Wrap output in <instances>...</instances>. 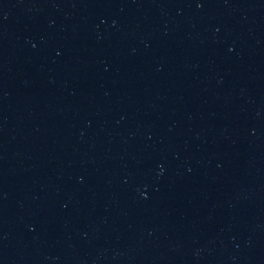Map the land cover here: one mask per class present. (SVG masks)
Returning a JSON list of instances; mask_svg holds the SVG:
<instances>
[{"label":"water","instance_id":"obj_1","mask_svg":"<svg viewBox=\"0 0 264 264\" xmlns=\"http://www.w3.org/2000/svg\"><path fill=\"white\" fill-rule=\"evenodd\" d=\"M0 264H264V0H0Z\"/></svg>","mask_w":264,"mask_h":264}]
</instances>
